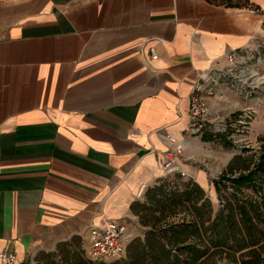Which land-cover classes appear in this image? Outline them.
Returning <instances> with one entry per match:
<instances>
[{
    "label": "crops",
    "instance_id": "obj_1",
    "mask_svg": "<svg viewBox=\"0 0 264 264\" xmlns=\"http://www.w3.org/2000/svg\"><path fill=\"white\" fill-rule=\"evenodd\" d=\"M231 52L264 55V0H0V251L89 258L92 223H178L156 206L178 147L209 197L216 140L191 132L190 95Z\"/></svg>",
    "mask_w": 264,
    "mask_h": 264
},
{
    "label": "trees",
    "instance_id": "obj_2",
    "mask_svg": "<svg viewBox=\"0 0 264 264\" xmlns=\"http://www.w3.org/2000/svg\"><path fill=\"white\" fill-rule=\"evenodd\" d=\"M181 179L178 174V191L169 183L162 187L164 202L156 203L165 217L173 215L178 204V223H154L127 246L125 258L114 262L94 261L82 256L83 250L65 246L63 264H217V257L225 259L224 264H264V142L259 159L236 155L214 181L221 203L217 209L197 182ZM245 188L255 194L245 193Z\"/></svg>",
    "mask_w": 264,
    "mask_h": 264
},
{
    "label": "rangeland",
    "instance_id": "obj_3",
    "mask_svg": "<svg viewBox=\"0 0 264 264\" xmlns=\"http://www.w3.org/2000/svg\"><path fill=\"white\" fill-rule=\"evenodd\" d=\"M220 85L223 86L225 94H220L221 96H218L220 100L214 101V105L215 111L221 117L220 121L226 125V131H216L219 127L218 124H222L219 121L209 126L210 130L207 132L220 135L222 139L208 143L209 148L214 151V156L213 164L205 168L209 175V184L206 189L213 198L212 202L215 209L219 208L221 203L214 181L227 169L230 161L236 155L253 156L257 160L261 154L264 142L263 52L262 56L260 54L252 56L249 52L248 54L246 53L245 61L241 62L234 71L222 77ZM217 95H219L218 92L216 93ZM230 113L231 119L228 117ZM184 177L186 176H182L181 182L193 180ZM193 181L196 182L195 180ZM244 192L251 195L255 194L252 188H245ZM223 194H227V191H223ZM126 236L128 237V245L136 238L128 228ZM126 254L118 259H105L103 261L114 262L125 258ZM41 258L42 260L39 264H63L60 261L61 259L57 262L51 256L42 255ZM216 263L224 264L225 259L217 257Z\"/></svg>",
    "mask_w": 264,
    "mask_h": 264
},
{
    "label": "built area",
    "instance_id": "obj_4",
    "mask_svg": "<svg viewBox=\"0 0 264 264\" xmlns=\"http://www.w3.org/2000/svg\"><path fill=\"white\" fill-rule=\"evenodd\" d=\"M258 10H254L257 12ZM154 53V51H153ZM245 54L247 52H244ZM245 54L231 52L226 58L225 65L215 72L203 76L196 84L190 95V130L193 134H199L203 131H209V126L220 121V115L209 107L204 96H216V86L220 84L222 77L234 71L241 62L245 61ZM248 54V53H247ZM153 57H157L153 54ZM231 119V113L229 114ZM216 131H226L225 124H218ZM221 127V128H220ZM182 149L169 150L166 153V162L164 170L166 174L176 172L185 176V172L180 170V158ZM178 164V165H177ZM89 247L87 254L94 261L105 259H118L126 254L128 237L126 236V224L118 220H108L103 224H90ZM0 264H32L26 260H19L14 251H0Z\"/></svg>",
    "mask_w": 264,
    "mask_h": 264
},
{
    "label": "water",
    "instance_id": "obj_5",
    "mask_svg": "<svg viewBox=\"0 0 264 264\" xmlns=\"http://www.w3.org/2000/svg\"><path fill=\"white\" fill-rule=\"evenodd\" d=\"M207 191H208V190H207ZM208 196H209L211 199H213L212 196H211V194H209V192H208Z\"/></svg>",
    "mask_w": 264,
    "mask_h": 264
}]
</instances>
